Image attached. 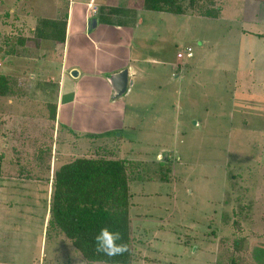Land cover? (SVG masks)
<instances>
[{"label":"rangeland","instance_id":"1","mask_svg":"<svg viewBox=\"0 0 264 264\" xmlns=\"http://www.w3.org/2000/svg\"><path fill=\"white\" fill-rule=\"evenodd\" d=\"M217 3L213 18L140 8L135 44L154 63L104 140L128 164V264H264V0ZM44 7L0 0V73L13 91L0 96V228L22 264H75L72 243L46 232L49 201L54 172L92 153L75 149L87 136L54 135L52 89L35 88V67L50 58L30 30Z\"/></svg>","mask_w":264,"mask_h":264},{"label":"crops","instance_id":"2","mask_svg":"<svg viewBox=\"0 0 264 264\" xmlns=\"http://www.w3.org/2000/svg\"><path fill=\"white\" fill-rule=\"evenodd\" d=\"M136 1L138 2L135 3ZM43 2L47 5L41 8L45 13L32 16L34 23L30 30H33L39 17L61 19L66 22L63 42L52 40L38 42L42 53H46V47H50L48 49L50 58L44 59L39 68L35 67L36 72L41 75V80L36 82L35 88H43L45 94L46 88L52 89L54 99L51 104L53 112L50 116H53L54 135L58 133L56 127L61 126L67 132L87 136L88 141L79 144V148L74 146L77 152L84 149L92 153L84 157L95 155L105 148L110 153L108 158L123 160L114 157V152L105 146L104 140L106 134L128 120L127 106L131 102L124 94L130 86L132 89L137 82L142 81L143 64L154 63L152 58L144 56V45L135 44L139 41L136 39V31L144 23L140 14L142 0H127L124 6L118 5L116 0H43ZM139 36L144 40L143 35L137 37ZM123 70H127L128 73L127 89L124 94L114 97L111 78ZM72 71H76V76L71 75ZM46 73L48 75H45ZM47 76L49 79H46ZM98 134L103 139L100 138L92 147L91 140ZM54 146L56 147V144ZM49 195L48 193V197ZM6 222L3 221V224L6 225ZM3 228H0V264H22L25 259L21 256L26 255L25 252H20V256L15 259L17 261L14 260L17 251L11 248L13 243L10 244L9 239L12 235ZM66 239L71 243L68 238ZM77 253L81 255L80 252ZM11 257L13 258L9 261Z\"/></svg>","mask_w":264,"mask_h":264},{"label":"trees","instance_id":"3","mask_svg":"<svg viewBox=\"0 0 264 264\" xmlns=\"http://www.w3.org/2000/svg\"><path fill=\"white\" fill-rule=\"evenodd\" d=\"M141 9L196 14L209 18L217 17L219 14L217 0H142ZM65 25L66 22L61 19L37 18L32 30L34 42L38 43L40 40L63 42ZM18 43L23 46L26 39L20 38ZM9 52L13 53V48H10ZM11 89L9 78L0 73V96H12ZM127 167L128 164L123 160L111 159L100 154H95L92 158H74L62 164L54 172L47 222L49 229L47 228L46 232L51 228L54 230L57 228L88 262L130 263ZM105 226L122 234L123 242L128 245V252L115 257L95 252L94 237Z\"/></svg>","mask_w":264,"mask_h":264},{"label":"clouds","instance_id":"4","mask_svg":"<svg viewBox=\"0 0 264 264\" xmlns=\"http://www.w3.org/2000/svg\"><path fill=\"white\" fill-rule=\"evenodd\" d=\"M95 252L107 257L122 256L129 251L128 245L123 242L122 234L105 226L95 235ZM75 264H87L82 255H73Z\"/></svg>","mask_w":264,"mask_h":264},{"label":"water","instance_id":"5","mask_svg":"<svg viewBox=\"0 0 264 264\" xmlns=\"http://www.w3.org/2000/svg\"><path fill=\"white\" fill-rule=\"evenodd\" d=\"M71 75L76 76V71H72ZM127 77H128L127 70H123L112 76L111 83L115 91L114 97H118L125 93L128 83Z\"/></svg>","mask_w":264,"mask_h":264},{"label":"built area","instance_id":"6","mask_svg":"<svg viewBox=\"0 0 264 264\" xmlns=\"http://www.w3.org/2000/svg\"><path fill=\"white\" fill-rule=\"evenodd\" d=\"M93 11V10H92ZM191 48H187L186 50L182 51V52H177L176 54V57L178 59H181L183 58L184 56H187V57H191L192 53H191Z\"/></svg>","mask_w":264,"mask_h":264}]
</instances>
